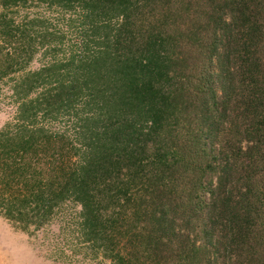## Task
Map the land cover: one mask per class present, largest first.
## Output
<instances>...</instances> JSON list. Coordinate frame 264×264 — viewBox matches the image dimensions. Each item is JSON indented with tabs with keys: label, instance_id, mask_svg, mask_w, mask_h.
I'll list each match as a JSON object with an SVG mask.
<instances>
[{
	"label": "trees",
	"instance_id": "1",
	"mask_svg": "<svg viewBox=\"0 0 264 264\" xmlns=\"http://www.w3.org/2000/svg\"><path fill=\"white\" fill-rule=\"evenodd\" d=\"M54 12L80 30L63 55ZM5 85L16 228L73 201L110 264H264V0H0Z\"/></svg>",
	"mask_w": 264,
	"mask_h": 264
},
{
	"label": "rangeland",
	"instance_id": "2",
	"mask_svg": "<svg viewBox=\"0 0 264 264\" xmlns=\"http://www.w3.org/2000/svg\"><path fill=\"white\" fill-rule=\"evenodd\" d=\"M47 12L50 14L52 11ZM55 14L60 18L58 21H62L59 27L65 33V45L60 51L63 55L76 47L80 30L78 22L73 27L66 24L68 15ZM46 61L47 57L39 54L30 68L38 69ZM12 94L10 85H5L0 94V130L18 112L19 103ZM54 127L59 128V125L54 124ZM80 210L81 205L69 201L49 224L39 230L32 228L31 235L16 228L0 214V264H110L102 255L95 256L90 250L77 247L78 241L71 228L75 227Z\"/></svg>",
	"mask_w": 264,
	"mask_h": 264
}]
</instances>
